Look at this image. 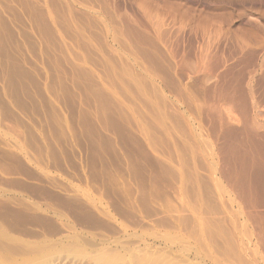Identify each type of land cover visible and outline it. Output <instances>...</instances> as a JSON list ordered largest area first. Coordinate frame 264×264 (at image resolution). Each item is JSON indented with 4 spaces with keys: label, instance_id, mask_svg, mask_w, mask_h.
<instances>
[{
    "label": "rangeland",
    "instance_id": "obj_1",
    "mask_svg": "<svg viewBox=\"0 0 264 264\" xmlns=\"http://www.w3.org/2000/svg\"><path fill=\"white\" fill-rule=\"evenodd\" d=\"M263 58L264 0H0V264H264Z\"/></svg>",
    "mask_w": 264,
    "mask_h": 264
},
{
    "label": "bare ground",
    "instance_id": "obj_2",
    "mask_svg": "<svg viewBox=\"0 0 264 264\" xmlns=\"http://www.w3.org/2000/svg\"><path fill=\"white\" fill-rule=\"evenodd\" d=\"M183 1H184V0H183ZM178 3H179V2H178ZM141 8H142V7H141ZM179 8H180V7H179ZM112 9H113V8H112ZM145 9H146V8H145ZM110 10H111V9H110ZM226 10H227V9H226ZM146 11H148V10H146ZM177 11H178V10H177ZM110 12H112V11H110ZM185 12H186V11H185ZM219 13H220V12H219ZM111 14H112V13H110L109 15H111ZM189 14H190V13H189ZM107 15H108V14H107ZM114 15H115V14H114ZM114 15L112 14V16H114ZM121 15H122V14H121ZM108 17H109V16H108ZM128 17H129V16H127V18H128ZM110 18H111V17H110ZM112 18H113V17H112ZM115 18H116V17H115ZM149 18H150V17H149ZM127 20H129V19H127ZM124 21H125V20H124ZM151 21H152V20H151ZM159 21H160V20H159ZM159 21H158V22H159ZM115 22H116V21H115ZM125 22H126V21H125ZM133 22H134V21H133ZM161 22H162V20H161ZM113 23H114V22H113ZM136 23H137V22H136ZM162 23H163V22H162ZM128 24H129V23H128ZM160 25H161V23H160ZM130 26L132 27V25H130ZM127 27H128V26H127ZM160 27H161V26H160ZM138 28H139V27H138ZM126 29H127V28H126ZM133 29H134V28H133ZM136 29H137V28H135V30H136ZM140 29H142V28H140ZM140 29H139V30H140ZM128 30H130V29H128ZM136 31H137V30H136ZM159 31H160V30H159ZM139 32H140V31H139ZM145 34H146V33H145ZM158 34H160V32H159ZM128 35H129V33H128ZM159 36H160V35H159ZM144 37H145V36H144ZM150 37H151V36H149V40H150ZM152 37H153V36H152ZM160 37H161V36H160ZM147 38H148V37H147ZM147 38H146V39H147ZM154 39H155V38H154ZM153 44H154V43H153ZM156 44H157V43H156ZM126 50H127V49H126ZM204 52H205V51H204ZM205 54H206V53H205ZM221 55H222V54H221ZM208 56H209V55H208ZM221 57H222V56H221ZM217 59H218V58H217ZM221 59H222V58H221ZM221 59H220V60H221ZM258 59H259V58H258ZM263 59H264V58H263ZM203 60H204V59H203ZM208 60H209V59H208ZM204 61H205V60H204ZM206 63H207V62H206ZM126 64H127V63H126ZM129 64H130V63H129ZM219 64H220V63H219ZM255 64H256V62H255ZM131 65H132V64H131ZM131 65H130V66H131ZM257 66H258V65H257ZM135 67H136V66H135ZM137 67H138V66H137ZM203 67H204V66H203ZM220 67H221V66H220ZM222 67H223V66H222ZM133 68H134V66H133ZM210 68H211V67H210ZM197 69H198V68H197ZM219 69H220V68H219ZM137 70H138V69H137ZM204 70H205V69H204ZM213 70H214V69H213ZM215 71H216V70H215ZM226 71H227V70H226ZM204 72H205V71H204ZM207 73H208V71H207ZM207 73H206V74H207ZM209 74H210V73H209ZM214 74H215V73H214ZM211 75H212V74H211ZM211 75H209V76H211ZM246 129H247V128H246ZM196 130H197V129H196ZM242 134H243V133H242ZM243 135H244V134H243ZM190 136H191V135H190ZM242 137H243V136H242ZM233 219H234V218H233ZM223 223H224V222H223ZM0 233H1V231H0ZM65 238H66V237H65ZM242 238H243V237H242ZM112 242L114 243V241H112ZM3 245H4V244H3ZM45 246H46V245H45ZM35 247H36V246H35ZM35 247H34V248H35ZM11 248L13 249V246H12ZM17 248H18V247H17ZM17 248H16V250H17ZM46 248H48V247H46ZM109 248H110V247H109ZM257 249H258V248H257ZM257 252H258V251H257ZM14 253H16V252H14ZM19 253H20V252H19ZM46 253H47V252H46ZM197 253H198V252H197ZM246 253H247V252H246ZM48 254H50V251L48 252ZM48 254H47V255H48ZM5 255H6V254H5ZM19 255H20V254H19ZM49 256H50V255H49ZM49 256H48V257H49ZM2 257H3V256H2ZM2 257H0V258H2ZM7 257H8V256H7ZM7 257H6V258H7ZM37 257H38V256H37ZM41 257H42V256H41ZM43 257H44V256H43ZM45 257H46V255H45ZM38 258L40 259V257H38ZM3 259H5V258H3ZM46 259H47V258H46ZM0 260H1V259H0ZM184 260H185V259H184ZM184 260H183V261H184ZM186 260H187V259H186ZM2 261H3V260H2ZM2 261H1V262H2ZM7 261H8V260H7ZM10 261H12V260L10 259ZM27 261H28V260H27ZM27 261H26L25 263H27ZM30 261H32V259H31ZM33 261H35V260L33 259ZM33 261H32V262H33ZM38 261H39V260H38ZM187 261H188V260H187ZM185 262H186V261H185ZM5 263H7V262H5ZM8 263H9V262H8ZM13 263H14V261H13ZM239 263H240V262H239ZM20 264H21V263H20ZM23 264H24V263H23ZM32 264H33V263H32Z\"/></svg>",
    "mask_w": 264,
    "mask_h": 264
}]
</instances>
